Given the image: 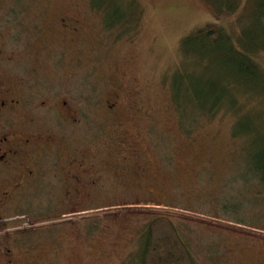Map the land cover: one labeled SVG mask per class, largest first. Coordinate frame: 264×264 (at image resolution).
I'll list each match as a JSON object with an SVG mask.
<instances>
[{
  "label": "rangeland",
  "instance_id": "374dc122",
  "mask_svg": "<svg viewBox=\"0 0 264 264\" xmlns=\"http://www.w3.org/2000/svg\"><path fill=\"white\" fill-rule=\"evenodd\" d=\"M255 10L254 0H0L5 76L33 102L66 101L60 113L29 114L80 150L96 181L84 210L59 215L68 208L50 171L28 202L39 218L10 219L0 236L25 228L32 257L49 264H139L147 225L165 216L192 264H264V36ZM61 15L80 32H60ZM206 24L228 32L236 51L185 41ZM239 52L262 78L231 72ZM217 87L227 95L209 109ZM67 111L78 121H62Z\"/></svg>",
  "mask_w": 264,
  "mask_h": 264
},
{
  "label": "flooded vegetation",
  "instance_id": "af4514ba",
  "mask_svg": "<svg viewBox=\"0 0 264 264\" xmlns=\"http://www.w3.org/2000/svg\"><path fill=\"white\" fill-rule=\"evenodd\" d=\"M57 27L60 32L72 37L81 30V25L70 15L58 17ZM9 61L8 55L0 53V224L10 219L21 221L20 218H26L31 221L32 218H39L28 202L36 197L38 186L50 180L47 178L50 171L54 179L61 181V202L68 208L58 214L65 215L70 209L73 214L84 210L86 192L96 183L91 176L94 173L91 167H86L85 156L69 145L66 138L55 137L50 131L48 119L41 121L37 114H29L37 109L46 117L53 109L60 113L66 101L51 104L42 100L38 104L26 99L22 88L13 85L5 76L1 63ZM116 105L115 101L108 103L111 109ZM70 112L67 111L62 121L77 122L78 119ZM114 174L116 183L121 173L114 171ZM133 196L140 198L137 194ZM28 224L35 226L31 222ZM3 229L4 235L0 236V264H49L40 254L32 257L29 250L35 245L20 237L25 233V228L17 227L13 231ZM24 253L30 261L22 263L17 256Z\"/></svg>",
  "mask_w": 264,
  "mask_h": 264
},
{
  "label": "trees",
  "instance_id": "16d2710c",
  "mask_svg": "<svg viewBox=\"0 0 264 264\" xmlns=\"http://www.w3.org/2000/svg\"><path fill=\"white\" fill-rule=\"evenodd\" d=\"M254 3L256 7L255 19L261 28L262 36H264V0H254ZM215 26L206 24L196 27L185 37V41H192L193 44L196 43V45L201 47L212 40L213 42L221 43L219 46H222L225 55L231 50L236 51L232 46L233 39L228 32L220 28V26ZM217 33L222 35V40H220L219 36H216ZM242 38L239 35L237 41L247 51L248 48L243 45L245 42ZM261 48L264 49V45ZM236 55V59L232 58L230 62L232 73L238 74L242 78H255L257 72L261 78L263 77L261 69L246 54L239 52ZM216 91L219 95L214 97L215 99L209 104V109L217 108L222 96L227 95L228 92L222 87H217ZM258 166L261 171L264 170L263 166ZM143 241L139 264H192L184 242L176 232L173 224L165 216H160L150 221L145 229Z\"/></svg>",
  "mask_w": 264,
  "mask_h": 264
}]
</instances>
